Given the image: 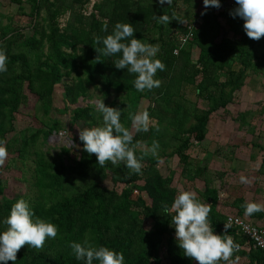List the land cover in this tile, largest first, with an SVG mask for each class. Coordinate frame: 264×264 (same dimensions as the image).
I'll return each instance as SVG.
<instances>
[{"label": "trees", "instance_id": "16d2710c", "mask_svg": "<svg viewBox=\"0 0 264 264\" xmlns=\"http://www.w3.org/2000/svg\"><path fill=\"white\" fill-rule=\"evenodd\" d=\"M89 1L10 0L17 5L19 14L30 16L26 27L12 24L11 17L3 23L0 13V47L8 56V71L0 73V139L24 165L31 160L33 179L27 194L7 195L1 173L5 170L8 176V170L16 169L15 157L0 166V221L9 214L13 203L24 198L35 216L58 226L57 236L47 239L42 248L25 244L18 250L16 261L7 264H85L75 258L70 247L72 241L80 242L85 237L94 245L122 252L124 264H162L163 258L166 264H198L178 246L172 225L174 212L163 211L165 205L171 208L177 188L172 184L174 173L163 175L158 162L173 155L178 157L183 180H202L197 199L210 204L209 220L214 232L231 236L239 244L229 260L219 264H264L262 249L248 245L235 228L224 229L229 213L264 227L260 222L264 211L245 215L241 206L245 198L238 193L232 195L231 191V197L220 200L218 189L205 172L208 158H194L187 153L192 145L205 139L213 112L228 113V104L244 86L248 73L264 72V36H247L243 19L230 14L236 3L219 13L204 11L198 17L194 0H182L183 12L176 9L175 0L163 5L159 0H98L84 14L82 8ZM25 5L29 6L28 12ZM66 12L69 15L61 26L59 17ZM162 13L173 16L168 24L155 19ZM219 17L225 19L233 37L221 35ZM118 21L131 23L136 29L135 38L158 45L157 58L166 65L155 75L161 81L159 87L137 91L133 86L135 74L117 69L113 63L119 54L105 56L100 50L103 45L97 44L96 37L110 34ZM185 21L195 22L192 39L175 54L179 35L188 30ZM218 74L224 78H217ZM64 77H71V82L63 85L62 110L71 109V122L103 124L102 113L91 100L99 89L96 96L106 106L119 109L121 122L131 131L130 113L138 112L141 100H147L143 110L155 123L146 132L131 131L136 155L142 162L141 173L123 163L117 166L108 161L101 166L95 154L83 148L79 137L80 149L72 157L67 146L61 147L56 157L38 147L39 141L43 144L48 135L65 128L59 117L51 115L55 84ZM188 85L194 86L196 97L204 99L206 107L199 108L188 98L184 91ZM25 89L37 96L47 116L41 126L29 133L15 131L14 126L15 113L27 98ZM80 97L90 101L76 107L66 103ZM240 114L244 117V113ZM153 141L159 143L157 156L148 151ZM108 176L112 187L104 183ZM6 228L0 223V230ZM239 257L244 261H238ZM93 264L98 262L94 260Z\"/></svg>", "mask_w": 264, "mask_h": 264}, {"label": "clouds", "instance_id": "9594fccd", "mask_svg": "<svg viewBox=\"0 0 264 264\" xmlns=\"http://www.w3.org/2000/svg\"><path fill=\"white\" fill-rule=\"evenodd\" d=\"M165 2L166 0H159L161 5ZM172 2L173 0H167L168 4ZM203 4L206 8L207 6L218 8L220 0H203ZM236 5L237 7L230 14L243 19V29L247 36L253 39L264 36V0H236ZM172 17L168 13L155 15V19L161 24H168ZM104 30H107V25H104ZM135 31L131 23L118 21L110 34L104 37L97 36L96 41L98 45L102 43L103 48L100 50L105 56L119 54L113 62L115 67L135 74L133 86L137 91L143 92L160 86L161 81L155 78V75L158 70L163 71L166 65L157 58L158 45L135 38L133 35ZM7 71L8 56L5 49L0 47V73ZM96 107L102 113L103 124L79 130V140L83 142V148L88 153H94L101 166L108 161L117 166L123 163L133 172L141 173L142 162L135 152L133 134L121 122L120 110L106 106L103 99L96 101ZM130 119L132 127L137 132H146L152 122L155 123V119L146 109L130 113ZM158 149V141H153L148 151L151 155L157 156ZM7 157L6 143L0 139V166L5 164ZM240 181L249 182L245 176H241ZM241 206L245 215L264 211V205L255 201H246ZM170 210L174 212L172 225L175 228L178 246L185 256L193 258L198 264H219L221 260L228 261L239 248V244L231 236L214 232L209 220L210 204L197 199L196 193L188 190L179 191L174 197L171 208L169 209L167 205L163 208L164 212ZM0 223L7 225L6 229L0 230V264L15 262L18 250L25 244L39 249L44 246L47 239L55 238L58 234V226L35 216L29 202L24 198L12 204L9 214ZM229 227H231L230 222L224 224L225 230ZM70 247L75 258L85 261V264H93L94 260L98 264L125 262L122 252L104 245H94L87 237L80 242L72 241Z\"/></svg>", "mask_w": 264, "mask_h": 264}, {"label": "rangeland", "instance_id": "374dc122", "mask_svg": "<svg viewBox=\"0 0 264 264\" xmlns=\"http://www.w3.org/2000/svg\"><path fill=\"white\" fill-rule=\"evenodd\" d=\"M94 1L98 0H90L87 2L83 8L82 12L84 14H88L89 11L92 8V4ZM175 6L176 9L179 12H183V4L182 0H175ZM25 9L28 12L29 6L25 5ZM0 13H2V22L7 23L9 20L7 17L12 18V24L19 26V27H26L29 24V21L31 20L29 15H21L18 13L17 5L14 3H11L10 0H0ZM45 10L42 9V15H44ZM69 13L66 12L64 15L59 17L60 25L62 26L65 21L67 20ZM196 17V21H197ZM39 20L40 17H39ZM42 21V20H41ZM223 27L224 23H223ZM222 27V28H223ZM229 30V28H228ZM225 33V32H224ZM226 34V33H225ZM232 31L230 32V36H233ZM153 36V35H152ZM196 54V53H195ZM223 79V74H218L217 78ZM70 83L71 77H64L61 82H58L55 84V90H54V96H53V107L54 110L52 111L51 115H56L62 120L63 125L65 126L64 129L61 128V130L54 134L51 133L48 135V137L45 139V143L41 144L40 141L38 143V147L45 150L48 155L51 157H56L57 152L60 151L61 147L67 146L70 147V157L74 156L75 153H78V150L80 149V144L77 141V138L79 137V130H82L85 127H91L88 124H84L81 121L77 122H71L70 120V113L71 109L69 108L66 111H63V106L65 101L63 100V85L64 83ZM184 91L187 94L188 98L195 101L196 105L199 108L206 107V101L202 98L196 97L195 94V88L194 86H185ZM93 91V90H92ZM27 98L26 101H24L20 107L19 110L15 113V131H22V132H32L37 127L41 126L42 122L47 119L46 114L44 113L42 106L40 102L37 100V96L31 92H29L27 89H25ZM100 90L97 89L94 91L95 96L91 99L92 102H95L100 100L99 97L96 96V94L99 93ZM113 96V95H112ZM90 99L83 100L81 97L76 102H66L69 104V107H74L78 104L85 105L87 102H89ZM147 103V100L143 103H141L142 106H140L139 111H142L145 108V104ZM228 110V108H227ZM54 115V116H55ZM264 117V116H263ZM261 119L259 116H257L254 120L256 121L254 126L259 125L260 128L264 131V125L263 121L258 122V120ZM208 131L205 139L200 142L199 144L192 145L188 150L187 153H189L190 156L194 158H208V168L205 171L208 173V176L211 178V183L214 187H216L220 193V200L228 199V191H231L232 195L234 193L238 194H245V192H248L246 190V185H248V189L250 191L251 188L254 187V182L256 185H259L258 187H263L261 183L264 182V177H261V172L257 167L255 166L257 163V158L254 156L251 157L252 152H259L260 149H258V146H255V143L252 140L255 139V136H251V139L246 138V140L239 138L240 141L238 144H236L233 147V151H235L236 148H239L237 151L238 157L240 158L238 161H236V165L234 167L238 168L239 171H235L234 167H228V113L223 112H213L210 115V119L208 121ZM154 122H152L153 124ZM95 126V125H92ZM131 131H134V128L132 127ZM13 132L9 133L7 136L9 137L12 135ZM53 135V136H52ZM57 137V138H56ZM257 141L260 143L264 142V136L256 137ZM42 140V138H40ZM232 150V148H231ZM249 152V153H248ZM248 155V156H246ZM250 155V156H249ZM243 158H242V157ZM15 157V164L16 169L15 170H8L9 175L7 176V172L5 170L2 171L1 175L6 180L5 181V192L7 195L10 196H17V195H25L28 192H30V189L32 187V175H31V160L27 161V164L24 165L17 157L16 154L12 152H8V157L5 161V164L7 161H9L10 158ZM64 160L66 163H68V159L64 157ZM247 163V170L244 171V164ZM4 164V165H5ZM243 164V165H242ZM3 165V166H4ZM2 166V167H3ZM264 168V160L260 162V167ZM158 169L163 175H168L169 173L173 174V180L172 184L177 188V194L181 190H188L196 193V196L198 195L195 191L196 189H202L203 183L201 179H197L195 182H186L183 180V178L180 175V164L178 163V157L176 155L170 156L168 160L164 161L163 159L158 162ZM232 170V171H231ZM22 172L24 174H22ZM245 176L248 178V183H241L240 177ZM26 177V178H24ZM257 178V180H255ZM139 183H142V181H138ZM104 183L112 187V183L110 181V177H106ZM234 187H237V189H234ZM120 188V185H118V189ZM259 190V189H258ZM262 191V190H261ZM258 191V192H261ZM253 193V190L250 191ZM136 194V193H134ZM262 197L264 198V192L261 193ZM264 205V202H263ZM261 222V221H260ZM264 223V222H263ZM245 258L239 257L238 261H244ZM162 264H166V260L162 259Z\"/></svg>", "mask_w": 264, "mask_h": 264}, {"label": "crops", "instance_id": "0c3cea01", "mask_svg": "<svg viewBox=\"0 0 264 264\" xmlns=\"http://www.w3.org/2000/svg\"><path fill=\"white\" fill-rule=\"evenodd\" d=\"M225 1L226 0H220V4H222ZM194 4H195L194 11L198 16L201 15L204 11H210L209 8L213 7V6H207L206 8V6L203 4V0H194ZM184 8L185 5L183 4L182 11L184 10ZM212 11L214 13H219L220 10L219 11L212 10ZM219 21L222 27H223V23L225 26L221 29V35L226 33L225 35L227 37H233L230 36L231 30H228V24L226 23L225 19L223 17H219ZM186 23L187 21H185V24ZM197 51L198 48H195L193 53L194 56L197 55L195 54L197 53ZM145 100L146 99L144 98L141 100L140 106H142L141 103H143V101L145 102ZM147 103L145 105H147ZM139 110H141L140 107ZM240 113H244V117H242V114ZM257 116L261 118L258 120V122L263 121L264 123V117H263L264 116V72L250 71L245 78L244 86L240 90L234 93V100L228 104V167L231 166L234 167V165L237 166L236 161L240 159L237 153L239 148H236L235 151H233V147L236 144H238L240 141L239 138L246 140V138L248 137L249 139H251L250 135L255 136V139L252 140L253 142H251V144L255 143L254 145L258 146L257 147L258 149L261 148V150H259V152H254V153L252 152L251 157L253 158L255 156L257 158V163L255 166L257 167V169L260 170L261 177L263 178L264 168H259V167H260V162L264 160V142L259 143L256 137L264 136V131L262 130V128L259 127V125L254 126L256 122L254 119ZM262 127H264V125ZM246 165L247 163L244 164V171L247 170ZM233 169L235 171L237 170L239 171V169L236 167H234ZM255 180H257V178ZM261 184L263 185V187L260 188L258 187L259 185H256L254 182V187L250 189V191L253 190V193L249 191L248 185L245 186L248 192H245V194H243L242 196L245 198L246 201H256L258 203L264 202V198L262 197L261 194L262 192H264V182ZM195 191L197 192V189ZM228 197L231 196L228 195ZM261 222H264V219H262Z\"/></svg>", "mask_w": 264, "mask_h": 264}, {"label": "built area", "instance_id": "2783aa9c", "mask_svg": "<svg viewBox=\"0 0 264 264\" xmlns=\"http://www.w3.org/2000/svg\"><path fill=\"white\" fill-rule=\"evenodd\" d=\"M235 3L236 0H226L225 2L220 4V7L217 8L213 6L210 7L209 10L223 11L232 8ZM194 25L195 22L186 23L188 30L184 34L179 35L177 40V47L173 51L175 54H177L179 49L192 39V29ZM134 192L136 193L137 190H134ZM229 222L231 223V227L229 228H235L237 232L244 236L248 245L250 244L253 248H260L264 252V227H259L253 222L247 220L245 217L234 214L227 215L225 223Z\"/></svg>", "mask_w": 264, "mask_h": 264}, {"label": "water", "instance_id": "95a60500", "mask_svg": "<svg viewBox=\"0 0 264 264\" xmlns=\"http://www.w3.org/2000/svg\"><path fill=\"white\" fill-rule=\"evenodd\" d=\"M165 4H168V3H167V0H166Z\"/></svg>", "mask_w": 264, "mask_h": 264}, {"label": "bare ground", "instance_id": "6f19581e", "mask_svg": "<svg viewBox=\"0 0 264 264\" xmlns=\"http://www.w3.org/2000/svg\"><path fill=\"white\" fill-rule=\"evenodd\" d=\"M57 138V137H56Z\"/></svg>", "mask_w": 264, "mask_h": 264}]
</instances>
